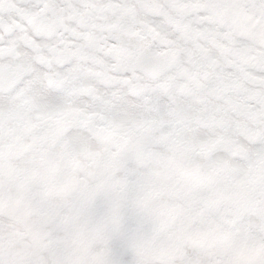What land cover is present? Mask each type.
I'll return each mask as SVG.
<instances>
[{
    "label": "snow or ice",
    "instance_id": "6c2138e0",
    "mask_svg": "<svg viewBox=\"0 0 264 264\" xmlns=\"http://www.w3.org/2000/svg\"><path fill=\"white\" fill-rule=\"evenodd\" d=\"M0 264H264V0H0Z\"/></svg>",
    "mask_w": 264,
    "mask_h": 264
}]
</instances>
